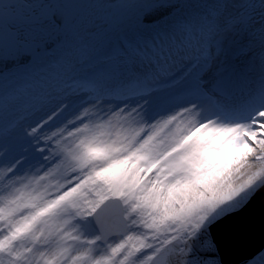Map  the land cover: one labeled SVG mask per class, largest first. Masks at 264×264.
I'll use <instances>...</instances> for the list:
<instances>
[{
	"label": "snow or ice",
	"instance_id": "6c2138e0",
	"mask_svg": "<svg viewBox=\"0 0 264 264\" xmlns=\"http://www.w3.org/2000/svg\"><path fill=\"white\" fill-rule=\"evenodd\" d=\"M191 2L143 0L94 59L52 0H0V65H32L0 93V264H223L210 229L264 192V0Z\"/></svg>",
	"mask_w": 264,
	"mask_h": 264
},
{
	"label": "water",
	"instance_id": "95a60500",
	"mask_svg": "<svg viewBox=\"0 0 264 264\" xmlns=\"http://www.w3.org/2000/svg\"><path fill=\"white\" fill-rule=\"evenodd\" d=\"M90 0H54L53 4L64 17L78 20L88 7ZM152 23H156L155 20ZM8 44H0V52L7 49ZM29 64V58L19 61L6 57L0 71L6 72L13 65ZM264 192L258 193L253 202L241 213L225 217L211 229V239L215 242L219 259L223 264H248V262L264 250V209L260 206V198ZM216 264V262H213Z\"/></svg>",
	"mask_w": 264,
	"mask_h": 264
},
{
	"label": "rangeland",
	"instance_id": "374dc122",
	"mask_svg": "<svg viewBox=\"0 0 264 264\" xmlns=\"http://www.w3.org/2000/svg\"><path fill=\"white\" fill-rule=\"evenodd\" d=\"M53 1L54 0H52V3ZM144 10L145 6L143 0H135L134 6L131 8L122 7V0H90L88 7L78 19L83 22L78 37L69 36L68 38V43L71 46L70 48L88 47L93 58H95L98 53V48L102 45L110 44V41L114 40L118 34H120L119 40L121 42L125 40L137 42L136 33L122 21L125 18H131L142 14ZM194 10L195 0H192L191 3L181 9L180 14L186 15ZM105 18L112 19L116 21V23L113 27L109 28L104 23ZM4 36H8L6 31H0V44H9L11 38H5ZM120 48L123 47L116 45V48L113 49L112 52ZM27 67L31 68L32 65L29 63ZM1 85L0 82V93L4 90V88H1ZM49 102L44 103V105ZM46 115L47 113L43 117ZM43 117L37 119V121L42 120ZM34 121H36V119Z\"/></svg>",
	"mask_w": 264,
	"mask_h": 264
},
{
	"label": "bare ground",
	"instance_id": "6f19581e",
	"mask_svg": "<svg viewBox=\"0 0 264 264\" xmlns=\"http://www.w3.org/2000/svg\"><path fill=\"white\" fill-rule=\"evenodd\" d=\"M6 34L8 35V36H4L5 38H11L10 37V35L7 33V31H6ZM119 38H120V34H118L117 35V37L114 39V40H112L111 41V43H110V45H102V46H100L99 47V50H103L101 53H99L97 56H96V58L95 59H99V58H102V57H106V56H109V55H111L113 52V49H115L116 48V45H118V46H120V47H123V42H121L120 40H119ZM69 47H71L70 45H69ZM87 49L90 51V49L87 47ZM32 68V67H31ZM30 69V68H29ZM6 79H9V73L8 72H5V75L4 76H2V77H0V81L1 82H3V81H5ZM57 103H58V101H51V102H49L48 104H45L38 112H36L30 119H29V121H28V123H32L33 125L35 124V123H37L38 121H37V119H39V118H41V117H43L46 113H47V115L49 114V112H51L56 106H57ZM81 104V103H80ZM79 104V105H80ZM71 103H70V110H71ZM73 109H76V107L75 108H73ZM67 114H69V113H67ZM46 115V116H47ZM45 116V117H46ZM66 116V115H65ZM45 117H43V118H45ZM36 119V121H34ZM64 119V116H61V117H58L57 118V120L56 121H54L51 125H49V127H54V126H56L57 124H59V123H61L62 122V120ZM223 143H226V138H225V140L223 141ZM229 150H225V152H228ZM11 156H12V153H10V157L9 158H11ZM4 162H7V160L6 161H0V163H4ZM225 162H227V156L225 157Z\"/></svg>",
	"mask_w": 264,
	"mask_h": 264
}]
</instances>
